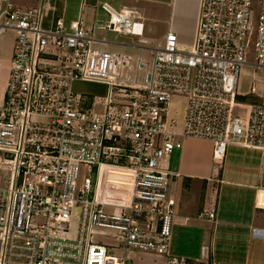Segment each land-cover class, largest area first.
<instances>
[{
	"label": "built area",
	"instance_id": "1",
	"mask_svg": "<svg viewBox=\"0 0 264 264\" xmlns=\"http://www.w3.org/2000/svg\"><path fill=\"white\" fill-rule=\"evenodd\" d=\"M50 10V0H0V35L16 34L0 93V264H133L92 242L106 231L125 251L189 264L169 251L175 201L162 162L185 138L210 140L220 163L230 146L264 152V0H200L190 48L169 30L163 43L138 42L136 55L94 47L80 19L47 25ZM140 20L112 11L104 28L141 37ZM245 66L262 73L249 92L259 101L233 117ZM77 81L107 86L102 115H90ZM175 95L186 100L182 128L170 114ZM86 164L97 177L78 188ZM256 206L264 210V190ZM252 234L263 239L264 228Z\"/></svg>",
	"mask_w": 264,
	"mask_h": 264
},
{
	"label": "crops",
	"instance_id": "2",
	"mask_svg": "<svg viewBox=\"0 0 264 264\" xmlns=\"http://www.w3.org/2000/svg\"><path fill=\"white\" fill-rule=\"evenodd\" d=\"M9 2L15 6L33 7L39 5L40 0H32L26 4H20L15 0ZM199 2L200 0H50L54 10L48 12L46 24L61 19L68 25L71 21L80 19L95 40L94 47L136 55L139 52L137 39L153 41L155 33L151 26L162 23L166 25V30L161 35L162 39L169 30L174 31L179 37L180 46L188 49L196 30ZM112 11H132L136 16H140L143 23L142 36L124 32L108 35L104 26ZM131 37L136 40L131 41ZM13 51L14 46L11 57ZM251 74L252 68H243L239 87L238 99L249 100L247 104L259 101L258 97L249 93L251 84L247 90L242 88L243 78L247 75L251 81ZM73 89L103 101L107 93V86L101 82L77 81L73 83ZM3 91L4 89L0 90L1 99ZM249 96L251 97L247 99ZM170 114L172 115L171 110ZM184 117L185 111L182 120L175 117L179 128H182ZM233 147L230 146L227 155L229 151L233 153L235 150ZM243 149L246 150L236 152L243 157L241 162L232 166L234 169H240L235 171L234 175L239 177L236 180L223 177L224 171L222 176L217 178L215 166L217 161L213 157V143L210 140L185 138L183 147L163 160L162 168L168 172L170 178L169 195L175 201L169 250L172 255L190 259L189 264H218L211 250L205 254L204 259H195L191 256L193 237L212 239V244L218 240L220 230H224L227 225H233L236 228L233 237L243 245L242 257L235 264H264V238H255L252 234L253 228H264L256 224L257 215L252 213V210H260L256 206V201L258 192L264 190V174L260 169V164L264 161V152L258 149ZM223 185L227 188L225 189ZM224 192L228 194L225 195ZM210 210H215V219L203 218L204 213ZM207 223H211L212 227ZM132 255L135 256L133 264H166L167 260V256L151 252L139 251Z\"/></svg>",
	"mask_w": 264,
	"mask_h": 264
},
{
	"label": "rangeland",
	"instance_id": "3",
	"mask_svg": "<svg viewBox=\"0 0 264 264\" xmlns=\"http://www.w3.org/2000/svg\"><path fill=\"white\" fill-rule=\"evenodd\" d=\"M15 1L20 2V4H26V3H31L32 0H15ZM255 2L258 3L259 0H255ZM151 27H153V30L155 33L152 40L155 42L161 41V43H163L164 39H162L161 35L164 32V30H166V25L162 23H155V24H152ZM106 33L108 35L117 34L108 29L106 30ZM15 38L16 36L13 31H8L0 35V90L4 89L5 82L8 76L9 67L12 62L11 51L15 44ZM135 40L136 39L134 37H131V41L134 42ZM245 67H250V66H245ZM242 73H243V70H242ZM250 76H251V81H249L250 78H248L247 75L245 76V78H243V86H242L243 90H247L250 84L251 86L252 84L255 86L257 85L260 86V83L262 80V73L260 71L253 70V74H251ZM250 97L251 96H249L247 99H249ZM247 101L249 100L241 99V98L238 99V104L233 109V113H232L233 117L245 116L247 112V108H248V104L246 103ZM185 105H186V100L183 96L175 95L173 97L171 101L170 110H171L172 115L175 116L178 120H182V117L185 111ZM87 106L91 108V112L89 113L92 117L102 115L106 108L105 102L103 100H99L93 97H88ZM233 148L235 150H233V153L232 151H229L226 161H225V165H223L222 163L218 161L216 162L215 166H216L217 178H220L222 176V172L224 171L225 175L223 177L232 178V179L234 178V180L239 179V177H236L234 174H235V171L240 170V169L236 168L237 169L236 170L232 166L233 164H236L237 162H241V159L243 158L241 157V154L239 155L236 152L246 150V149H243L242 147H238V146L237 147L234 146ZM228 150H230V147L228 148ZM259 160H260V157H259ZM260 167H261L260 169L263 170L262 173L264 174V161L260 164ZM112 170L119 171V170L112 169V168L109 170L103 167L101 169V176L104 177L105 179L108 178V179L114 180L116 178V180L120 182L122 178L117 177L114 174V172L112 173ZM97 172H98L97 164L81 165L79 178L77 181V187L79 188L83 186L86 178H90L92 182H95V179L97 177ZM263 179H264V175H263ZM103 181L104 180L102 179L101 182ZM130 186H131L130 184L127 185V187H130ZM224 187L225 189L227 188L226 186ZM224 194L227 195L228 193L224 192ZM232 197L233 196H231V198ZM106 211L113 212L114 210L107 208ZM252 213H255V216L257 215L256 224L258 226L264 227V211L252 210ZM207 225L212 227L211 223H207ZM75 227H76V222L74 221L71 226V230H70V234L72 236L75 235V231H74ZM235 232H236V228L233 225H227L226 227H224V230H220L219 235H218V240L213 241L212 244H211L212 239H209L210 240L209 241L206 239H199L198 237H193V243H192L193 255L191 256H193V258L195 259H204L205 254L206 253L208 254L209 250H211L212 254H214L215 256V261L219 262L218 264H226L223 262H227V264H235L242 257V253H243V248H242L243 245L240 242H238V239H235L233 237L236 234ZM92 242L105 245L109 248L110 254L115 255L117 257L127 256V258L130 259L132 262H134V259H135V256L132 255V253L139 252L138 250L125 251L124 249L121 248L122 241L118 239L117 237H115L113 234L111 233L108 234L107 231L105 235L94 236L92 238ZM141 252H148V251H141Z\"/></svg>",
	"mask_w": 264,
	"mask_h": 264
},
{
	"label": "water",
	"instance_id": "4",
	"mask_svg": "<svg viewBox=\"0 0 264 264\" xmlns=\"http://www.w3.org/2000/svg\"><path fill=\"white\" fill-rule=\"evenodd\" d=\"M137 41L139 42V43H151L152 41H150V40H146V39H143V38H139V39H137Z\"/></svg>",
	"mask_w": 264,
	"mask_h": 264
}]
</instances>
